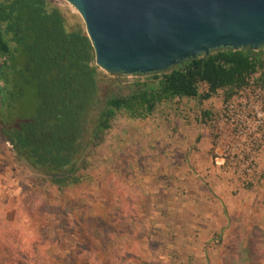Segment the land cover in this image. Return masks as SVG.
<instances>
[{
	"label": "rangeland",
	"instance_id": "1",
	"mask_svg": "<svg viewBox=\"0 0 264 264\" xmlns=\"http://www.w3.org/2000/svg\"><path fill=\"white\" fill-rule=\"evenodd\" d=\"M99 71L100 103L116 80L144 79ZM32 109L28 92L12 112ZM80 175L58 190L0 137V264H264V95L253 85L227 102L165 103L145 121L119 114Z\"/></svg>",
	"mask_w": 264,
	"mask_h": 264
},
{
	"label": "trees",
	"instance_id": "2",
	"mask_svg": "<svg viewBox=\"0 0 264 264\" xmlns=\"http://www.w3.org/2000/svg\"><path fill=\"white\" fill-rule=\"evenodd\" d=\"M262 50L220 49L143 81L116 80L101 104L104 76L84 26L70 24L65 10L49 0H0V137L58 190L72 187L119 114L145 121L165 103H202L220 94L227 102L251 85L264 94ZM28 92L33 109L17 118ZM211 117L201 111V121Z\"/></svg>",
	"mask_w": 264,
	"mask_h": 264
},
{
	"label": "water",
	"instance_id": "3",
	"mask_svg": "<svg viewBox=\"0 0 264 264\" xmlns=\"http://www.w3.org/2000/svg\"><path fill=\"white\" fill-rule=\"evenodd\" d=\"M64 1L108 75L166 73L220 49L264 47V0Z\"/></svg>",
	"mask_w": 264,
	"mask_h": 264
},
{
	"label": "built area",
	"instance_id": "4",
	"mask_svg": "<svg viewBox=\"0 0 264 264\" xmlns=\"http://www.w3.org/2000/svg\"><path fill=\"white\" fill-rule=\"evenodd\" d=\"M245 90H246V89H245ZM257 93H258L259 95H264L263 92H262L260 89H257ZM258 117H259V114H258Z\"/></svg>",
	"mask_w": 264,
	"mask_h": 264
}]
</instances>
